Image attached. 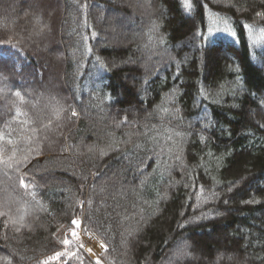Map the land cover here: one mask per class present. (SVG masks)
<instances>
[{
  "label": "trees",
  "instance_id": "trees-1",
  "mask_svg": "<svg viewBox=\"0 0 264 264\" xmlns=\"http://www.w3.org/2000/svg\"><path fill=\"white\" fill-rule=\"evenodd\" d=\"M63 228L264 264V0H0V264H96Z\"/></svg>",
  "mask_w": 264,
  "mask_h": 264
},
{
  "label": "rangeland",
  "instance_id": "rangeland-1",
  "mask_svg": "<svg viewBox=\"0 0 264 264\" xmlns=\"http://www.w3.org/2000/svg\"><path fill=\"white\" fill-rule=\"evenodd\" d=\"M83 232L73 233L72 231L63 228L61 229L60 237L65 241V238H68L77 244L83 252H86L89 257H92L96 264H100L98 254L104 250L101 240L94 233L86 234Z\"/></svg>",
  "mask_w": 264,
  "mask_h": 264
}]
</instances>
